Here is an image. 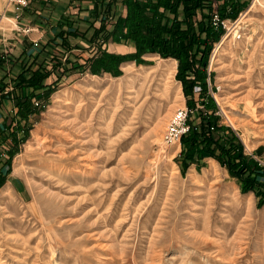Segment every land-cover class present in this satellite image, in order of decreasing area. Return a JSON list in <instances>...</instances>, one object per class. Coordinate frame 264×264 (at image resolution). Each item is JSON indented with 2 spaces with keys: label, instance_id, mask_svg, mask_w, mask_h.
Segmentation results:
<instances>
[{
  "label": "rangeland",
  "instance_id": "374dc122",
  "mask_svg": "<svg viewBox=\"0 0 264 264\" xmlns=\"http://www.w3.org/2000/svg\"><path fill=\"white\" fill-rule=\"evenodd\" d=\"M242 1L206 68L218 123L261 166L244 176L253 189L213 156L186 167L185 144L164 142L189 106L178 59L149 53L118 74L73 63L51 78L9 165L2 149L0 264H264V0ZM1 20L10 32L14 20ZM202 110L197 102L191 119L199 131Z\"/></svg>",
  "mask_w": 264,
  "mask_h": 264
},
{
  "label": "trees",
  "instance_id": "16d2710c",
  "mask_svg": "<svg viewBox=\"0 0 264 264\" xmlns=\"http://www.w3.org/2000/svg\"><path fill=\"white\" fill-rule=\"evenodd\" d=\"M218 1L221 19L237 18L241 4H244L242 0ZM123 3L127 7V15L119 17L113 36L119 42L134 41L136 51L122 54L99 48L81 63L82 66H88L93 72L107 71L118 74L123 61L147 62L145 54L156 53L164 58L178 59V77L185 85V93L189 97L188 107L194 110L197 102L200 103L203 106L204 118L201 131L194 128L190 120V131L182 138L181 142L185 144L184 165L187 167L188 161H195L206 155L213 156L222 164L229 165L233 176L243 178L245 191L253 189L252 174L246 178L244 176L248 171L255 173L261 166L246 154L236 131L218 123V102L209 92L206 68L208 59L214 44L225 33L222 25L215 26L213 23V0H123ZM5 61L1 56L0 64L3 65ZM50 73L52 72L46 68L34 70L30 77L22 73L18 76L14 89L7 92L5 83L0 82V106L3 99L14 98L19 116L26 122L23 136H20L23 128L21 124L14 127L12 122L0 124V160L5 144L9 155L4 166L9 165L20 151V143L29 138L32 129L30 117L47 105L43 102L50 95L53 83L47 84L45 80ZM196 86H201V91L196 92ZM33 98L39 101L38 105L34 103ZM202 142L206 143L205 147H201ZM5 173L4 168L0 167V180L5 177Z\"/></svg>",
  "mask_w": 264,
  "mask_h": 264
},
{
  "label": "crops",
  "instance_id": "0c3cea01",
  "mask_svg": "<svg viewBox=\"0 0 264 264\" xmlns=\"http://www.w3.org/2000/svg\"><path fill=\"white\" fill-rule=\"evenodd\" d=\"M126 15L123 0H32L28 7L17 9L6 7L4 1L0 22L9 17L14 20L10 32L0 31V56L9 50L0 64L5 92L14 89L20 74L30 77L38 68L51 71L45 82L53 83V75L57 80L64 68L82 63L99 48L122 54L136 51L134 41L119 42L113 36L119 17ZM13 100L3 99L1 125L10 119Z\"/></svg>",
  "mask_w": 264,
  "mask_h": 264
},
{
  "label": "built area",
  "instance_id": "2783aa9c",
  "mask_svg": "<svg viewBox=\"0 0 264 264\" xmlns=\"http://www.w3.org/2000/svg\"><path fill=\"white\" fill-rule=\"evenodd\" d=\"M32 0H6V3L8 6H16V7H21L25 8L28 7L31 4ZM229 19H221L220 15L216 12L213 15V23L215 26H223L227 34L229 32L233 31V28L229 24ZM226 34V35H227ZM234 34L238 39L242 37V32L240 30H235ZM211 79L209 78L208 83H209V92L214 96H216L215 93V87L212 86V83L210 81ZM217 90H220L218 87ZM195 91L199 92L201 91V86H196ZM216 99V98H215ZM33 101L36 105L39 104V101H37L36 98H33ZM203 107V106H201ZM194 110H191L188 106H182L177 109V111L174 113L172 118L170 119L166 130L164 132V142L168 145H175V144H180L182 141L183 136H185L191 128V123L190 120L192 119V113ZM218 113V112H217ZM9 116L11 118L12 122V127L21 124L23 127L20 136H23L24 134V129H25V120H23L18 113V108L14 105L12 108L9 110ZM4 148L8 149L7 145H3V150ZM6 153V151L4 152Z\"/></svg>",
  "mask_w": 264,
  "mask_h": 264
},
{
  "label": "bare ground",
  "instance_id": "6f19581e",
  "mask_svg": "<svg viewBox=\"0 0 264 264\" xmlns=\"http://www.w3.org/2000/svg\"><path fill=\"white\" fill-rule=\"evenodd\" d=\"M256 1H260V0H256ZM262 3V2H261ZM247 16V15H246ZM10 18V17H9ZM8 18V19H9ZM5 21H7V20H5ZM14 23V22H13ZM5 24V23H4ZM3 24V25H4ZM3 25H1V27L3 26ZM10 25V24H9ZM12 25V24H11ZM6 27V26H5ZM9 27V26H8ZM234 36V35H233ZM236 36V35H235ZM228 37H229V35H227V36H225V38H224V41H226V39H228ZM223 41V42H224ZM223 42L222 43H219V45L218 46H221L222 44H223ZM218 50H219V48L217 47L216 49H215V54H214V58H213V62L216 60V57H217V53H218ZM159 55V54H158ZM157 56V55H156ZM168 60H171V61H173L175 64H177L178 63V61L176 60V59H174V58H169ZM129 64V63H128ZM127 66V65H126ZM156 67V66H155ZM127 68V67H126ZM125 68V69H126ZM132 68V67H131ZM154 68V67H153ZM174 68V67H173ZM175 68H176V65H175ZM165 70V69H164ZM177 70V69H176ZM169 71V70H168ZM172 72V71H171ZM128 73V72H127ZM166 73V72H165ZM175 75V74H174ZM177 82V81H176ZM178 85V84H177ZM176 86V85H175ZM177 87V86H176ZM179 90V89H178ZM179 92V91H178ZM183 94V93H182ZM179 95H180V93H179ZM216 96H217V98H221L217 93H216ZM219 96V97H218ZM222 99V98H221ZM233 120V119H232ZM37 138V137H36ZM177 146H178V149H179V146H180V144L178 143L177 144ZM174 150V149H173Z\"/></svg>",
  "mask_w": 264,
  "mask_h": 264
}]
</instances>
